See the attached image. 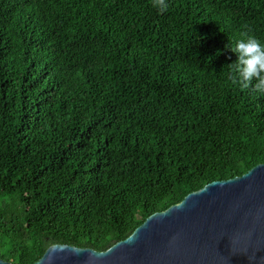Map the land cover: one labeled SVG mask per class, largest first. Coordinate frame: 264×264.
Here are the masks:
<instances>
[{
    "label": "trees",
    "instance_id": "trees-1",
    "mask_svg": "<svg viewBox=\"0 0 264 264\" xmlns=\"http://www.w3.org/2000/svg\"><path fill=\"white\" fill-rule=\"evenodd\" d=\"M263 163L264 0H0V259L106 251Z\"/></svg>",
    "mask_w": 264,
    "mask_h": 264
},
{
    "label": "water",
    "instance_id": "water-1",
    "mask_svg": "<svg viewBox=\"0 0 264 264\" xmlns=\"http://www.w3.org/2000/svg\"><path fill=\"white\" fill-rule=\"evenodd\" d=\"M33 264H264V163L152 214L106 251L54 244Z\"/></svg>",
    "mask_w": 264,
    "mask_h": 264
},
{
    "label": "bare ground",
    "instance_id": "bare-ground-1",
    "mask_svg": "<svg viewBox=\"0 0 264 264\" xmlns=\"http://www.w3.org/2000/svg\"><path fill=\"white\" fill-rule=\"evenodd\" d=\"M94 39V38H93Z\"/></svg>",
    "mask_w": 264,
    "mask_h": 264
},
{
    "label": "clouds",
    "instance_id": "clouds-1",
    "mask_svg": "<svg viewBox=\"0 0 264 264\" xmlns=\"http://www.w3.org/2000/svg\"><path fill=\"white\" fill-rule=\"evenodd\" d=\"M8 34V33H7Z\"/></svg>",
    "mask_w": 264,
    "mask_h": 264
}]
</instances>
